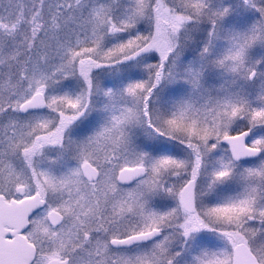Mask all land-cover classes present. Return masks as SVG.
Here are the masks:
<instances>
[{
  "label": "snow or ice",
  "instance_id": "6c2138e0",
  "mask_svg": "<svg viewBox=\"0 0 264 264\" xmlns=\"http://www.w3.org/2000/svg\"><path fill=\"white\" fill-rule=\"evenodd\" d=\"M0 264H264V0H0Z\"/></svg>",
  "mask_w": 264,
  "mask_h": 264
}]
</instances>
